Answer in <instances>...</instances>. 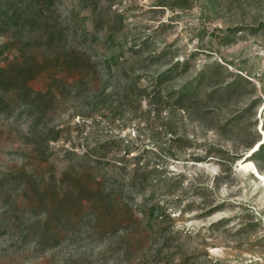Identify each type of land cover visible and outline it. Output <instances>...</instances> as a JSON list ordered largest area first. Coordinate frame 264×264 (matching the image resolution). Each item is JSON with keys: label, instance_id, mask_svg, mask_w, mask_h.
Wrapping results in <instances>:
<instances>
[{"label": "rangeland", "instance_id": "rangeland-1", "mask_svg": "<svg viewBox=\"0 0 264 264\" xmlns=\"http://www.w3.org/2000/svg\"><path fill=\"white\" fill-rule=\"evenodd\" d=\"M52 3L47 25L0 36V66L32 64L43 96L0 109V264H264V0ZM122 169L162 182L75 203L72 177Z\"/></svg>", "mask_w": 264, "mask_h": 264}, {"label": "trees", "instance_id": "trees-1", "mask_svg": "<svg viewBox=\"0 0 264 264\" xmlns=\"http://www.w3.org/2000/svg\"><path fill=\"white\" fill-rule=\"evenodd\" d=\"M53 0H0V36L9 32H12L15 39L22 38V36L28 30L29 32L35 31L41 23L47 25L48 12H50L53 6ZM175 67H171L167 71L157 76V83L168 81L171 78V73ZM36 70V69H35ZM34 68L32 64L27 61L17 63L16 66H0V109L10 107L8 103V97L10 93L18 91L22 94L21 101L19 103L22 106L24 112H29L35 107H39L40 101L43 99L42 94H38L34 101H28L33 91L29 87V83L34 78ZM204 77L203 73H199L198 80ZM188 81L185 83L179 91L176 92L178 100L186 98L191 91L197 89L196 80ZM15 89V90H14ZM38 137L41 142L36 143V152L38 154H45L41 150L42 143L48 145L50 142H55L59 139L60 133L55 129H49L47 132L38 133ZM253 155H264V143L260 144L258 149L253 152ZM48 161V159H47ZM87 180V179H86ZM73 186L80 195L76 204L84 205L85 203L98 204L102 206L104 201L112 202L114 200L113 186L118 188L127 189L131 193L132 191L145 189L146 185L152 181L161 183L162 179L156 178L150 171H144L141 169L127 172L126 169H122L118 173L110 172L99 179L98 177L91 178L86 182L80 177H72ZM108 185V186H107ZM57 198V197H56ZM70 197L64 196L61 201H57L52 211L48 210L47 217L51 220L52 217L57 216L59 209L67 207L70 203ZM155 212V206H152L148 214L153 216ZM94 214V213H92ZM89 221H95L93 215H90ZM74 240V239H73ZM72 240V241H73ZM107 238L105 239V241ZM60 246L58 240L55 241L52 248ZM76 260L71 257L66 264H75Z\"/></svg>", "mask_w": 264, "mask_h": 264}, {"label": "bare ground", "instance_id": "bare-ground-1", "mask_svg": "<svg viewBox=\"0 0 264 264\" xmlns=\"http://www.w3.org/2000/svg\"><path fill=\"white\" fill-rule=\"evenodd\" d=\"M247 162H248V161H247ZM249 165H253V164L249 163V164H247V166H245V168H246V167L248 168ZM255 173H256V176L258 177V179L264 180L263 175H261L258 171H256Z\"/></svg>", "mask_w": 264, "mask_h": 264}]
</instances>
